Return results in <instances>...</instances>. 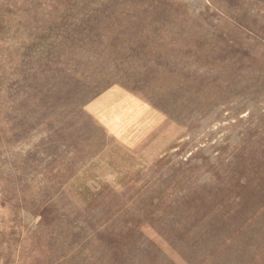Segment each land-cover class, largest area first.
<instances>
[{
  "label": "rangeland",
  "instance_id": "rangeland-1",
  "mask_svg": "<svg viewBox=\"0 0 264 264\" xmlns=\"http://www.w3.org/2000/svg\"><path fill=\"white\" fill-rule=\"evenodd\" d=\"M0 264H264V0H0Z\"/></svg>",
  "mask_w": 264,
  "mask_h": 264
}]
</instances>
